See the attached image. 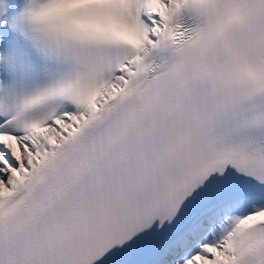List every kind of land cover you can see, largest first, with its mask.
Instances as JSON below:
<instances>
[{"label": "snow or ice", "instance_id": "snow-or-ice-1", "mask_svg": "<svg viewBox=\"0 0 264 264\" xmlns=\"http://www.w3.org/2000/svg\"><path fill=\"white\" fill-rule=\"evenodd\" d=\"M0 264H264V0H0Z\"/></svg>", "mask_w": 264, "mask_h": 264}]
</instances>
